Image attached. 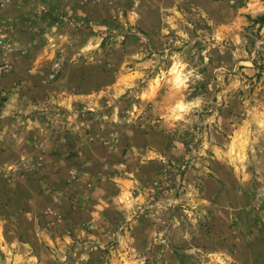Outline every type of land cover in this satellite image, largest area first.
<instances>
[{
    "label": "crops",
    "instance_id": "obj_1",
    "mask_svg": "<svg viewBox=\"0 0 264 264\" xmlns=\"http://www.w3.org/2000/svg\"><path fill=\"white\" fill-rule=\"evenodd\" d=\"M53 1L61 12L86 15L97 7L117 13L124 0L45 3ZM145 1L154 12L173 11L176 3H128ZM41 2L0 6V59L11 61L13 26L42 20ZM195 3L209 12L208 0ZM138 74H121V93ZM6 91L11 96V85ZM69 99L61 103L72 109ZM25 108L11 97L0 104V248H11L0 264H264L263 196L254 201L250 166L218 132L204 165L185 171L181 197L163 202L164 211L152 196L153 159L178 163L181 154L164 148L157 134L137 130L141 143L132 146L129 164L130 150L122 155L133 143L128 136L106 128L80 133L74 115L20 117Z\"/></svg>",
    "mask_w": 264,
    "mask_h": 264
},
{
    "label": "rangeland",
    "instance_id": "obj_2",
    "mask_svg": "<svg viewBox=\"0 0 264 264\" xmlns=\"http://www.w3.org/2000/svg\"><path fill=\"white\" fill-rule=\"evenodd\" d=\"M129 1L117 13L97 7L82 15L42 0V20L12 27L11 61L0 59V104L9 97L23 104L20 117L74 115L80 133L117 131L133 142L122 153L130 150L129 159L141 143L137 130L157 134L164 148L181 154L178 163L153 159L152 196L164 211L163 202L181 197L185 171L204 165L216 131L250 166L258 203V195L264 199V23L257 18L264 0H208L207 14L198 0H173V11L163 12ZM130 70L139 71L137 80L121 93V74ZM69 95L72 109L61 103ZM0 251L3 259L11 248Z\"/></svg>",
    "mask_w": 264,
    "mask_h": 264
},
{
    "label": "trees",
    "instance_id": "obj_3",
    "mask_svg": "<svg viewBox=\"0 0 264 264\" xmlns=\"http://www.w3.org/2000/svg\"><path fill=\"white\" fill-rule=\"evenodd\" d=\"M258 21H260L261 23H264V16H260L259 18H257Z\"/></svg>",
    "mask_w": 264,
    "mask_h": 264
}]
</instances>
